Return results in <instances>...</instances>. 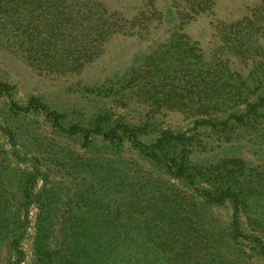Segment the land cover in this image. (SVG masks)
I'll use <instances>...</instances> for the list:
<instances>
[{
	"label": "rangeland",
	"instance_id": "1",
	"mask_svg": "<svg viewBox=\"0 0 264 264\" xmlns=\"http://www.w3.org/2000/svg\"><path fill=\"white\" fill-rule=\"evenodd\" d=\"M78 1L105 28L95 57L73 72L40 70L0 39V83L15 86L21 105L40 98L68 129L126 123L147 144L163 129L186 132L188 142L164 155L201 165L213 182L224 174L216 167L221 161L244 159L257 179L243 189L238 172L234 188L242 198L243 191L258 198L242 204V229L264 238V106L244 123L232 116L263 93L264 0ZM37 169L42 210L31 206L22 264L41 259L40 213L52 231L49 264H91L78 249L110 223L156 233L159 226L166 249L177 247L187 264H264L253 239L234 236L232 200L206 204L126 136L86 139L59 130L43 112L12 109L10 98L0 96V192L10 193L13 211H21L22 186ZM9 223L18 225L16 218ZM12 259L0 250L1 261Z\"/></svg>",
	"mask_w": 264,
	"mask_h": 264
},
{
	"label": "trees",
	"instance_id": "2",
	"mask_svg": "<svg viewBox=\"0 0 264 264\" xmlns=\"http://www.w3.org/2000/svg\"><path fill=\"white\" fill-rule=\"evenodd\" d=\"M93 12L78 0H0V39L5 45L33 67L59 73L73 72L82 69L97 53L96 42L105 32L100 26V19L92 16ZM15 86L7 82L0 83V96L7 95L11 100V108L23 113L30 111L43 112L61 131L72 134L81 133L86 139L94 134H100L110 141L122 140L127 137L133 146L142 154L161 163L178 179H183L200 193L208 205H221L228 200L234 203L232 227L236 238L253 239L256 254L264 256V238L259 235L248 234L242 229L241 206L245 209L246 202L258 195L243 191L242 195L235 190L234 183L243 174V189L255 183V177L246 167L242 158L229 157L221 161L216 167L222 171V179L214 181L206 177L205 168L201 165H188L186 159L169 157V148L185 145L189 136L186 132H175L163 129L156 141L151 144L140 139L139 128L126 123H119L105 129L101 123L92 128H85L78 124L69 129L61 121L62 115L51 109L38 97H32L26 105L19 104L14 99ZM243 113H233V117L240 122L255 117L264 106L263 93L255 99H247ZM8 134L14 135L8 129ZM14 143V141H13ZM16 154L19 155L18 152ZM39 172V173H38ZM213 172L211 171L210 175ZM40 170L28 178L26 186H22L21 211L11 209V195L7 189L0 192V250L4 249L13 255L9 264H22L26 252L22 248V241L29 226L31 206L40 204L44 196V189L35 192ZM206 183V185H205ZM10 195V197H9ZM42 210V204H40ZM15 219L18 225L9 223ZM47 221L38 219L36 244L39 264H49L44 258L51 253V230ZM159 233V226H157ZM89 229L85 231L88 234ZM153 228L125 227L110 223L103 229L94 230L89 234L93 237L90 242L82 244V251L89 257L84 261L91 264H187L180 255L179 249L167 250L166 243ZM98 236V239L95 237ZM134 235V236H133ZM95 237V238H94ZM97 239V240H96ZM6 240V241H4ZM46 254V255H45ZM80 256V255H79ZM76 257V256H74ZM77 261V259H74ZM0 264L4 263L0 260Z\"/></svg>",
	"mask_w": 264,
	"mask_h": 264
}]
</instances>
